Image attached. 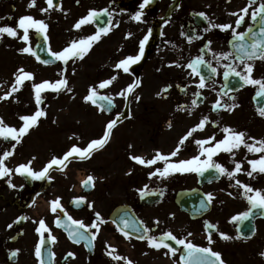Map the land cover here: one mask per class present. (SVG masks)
<instances>
[{
	"label": "flooded vegetation",
	"instance_id": "obj_1",
	"mask_svg": "<svg viewBox=\"0 0 264 264\" xmlns=\"http://www.w3.org/2000/svg\"><path fill=\"white\" fill-rule=\"evenodd\" d=\"M30 2L31 0H0V26L17 27L19 18L25 15L43 20L48 25L46 33L37 34L35 29H30L29 44L34 51L38 46L45 48L42 52L46 54H42L41 60L53 59L54 62L45 65L35 56L21 53L19 49L26 46L25 42L4 34L0 39V66L8 65L16 70L23 68L32 72L34 79L25 81L27 84L42 79L55 82L61 78L60 73L66 68L64 74L68 84L72 83L77 80V64L81 59H75V62L70 60L64 65L61 61H55L47 48L59 51L74 39L94 35L101 28L109 29L107 34L101 33L100 39L93 43L90 51L83 57V79L90 84L89 87H95L99 82L116 75L117 79L110 86L98 89L101 95L113 96L115 107L111 111H102L98 104L85 102L84 97L89 94V90L74 93L78 101L73 100L72 103L75 106L82 102L83 107L78 108L80 115L68 116V129L72 134L68 147H86L91 140L103 136L109 120L119 113L123 115L103 148L93 151L86 159L74 154L70 162H65L66 167L53 166L48 176L40 180L32 179L30 188L15 189L16 192L11 197L0 203V264H40L41 257L35 254V249L40 244L44 247L49 245L52 264H126L123 259H112L107 254L109 251H113V255L126 257L133 264H179L181 253L187 254V250L173 240L165 243L178 249L175 255L163 246L159 249L150 247L147 240L138 239L143 234V227L151 230L150 235L160 236L165 231H171L178 239L187 238L197 246L211 247L213 251L221 253L225 264H264V256L260 255L264 252V209H253L254 214L247 220H233L232 217H240L250 208L249 202L241 194L243 189L233 186L235 180L212 169L206 171L201 181L197 173H175L166 179L150 178L149 173L157 167L163 168L164 163L159 161L156 165L146 166L130 158L138 155L151 159L156 150L163 154L170 153L181 137L198 124L203 116L216 121V126L207 123L203 130L194 132L193 137L182 146L178 156L171 158L172 161L197 155L199 148L193 142L194 139H205L213 134L217 141L223 139L225 134L221 129L225 126L245 131L257 140L264 139V117L258 114L257 107L253 104V97L259 86L246 85L234 75L225 80V64L235 61L238 70H242L244 66L235 56L218 61L214 55L235 52L232 44L239 41L233 37L231 28L222 30L209 27L210 23H227L236 27L235 21L241 14L240 10L249 5V0H151L143 9L141 21H135L131 17L140 10L142 0H57L47 12L40 11L41 8L48 7L46 0H35V6H26ZM261 2L264 0H256L252 4L248 15L236 28L237 32L248 33L245 37L248 43L254 39L248 29L251 27L259 35L260 28L264 26L259 18L255 21L251 18L252 11ZM106 8L111 15V23L108 22L109 14H102L99 18L93 17L80 29L74 28L90 10L99 12ZM201 12L208 19L200 16ZM18 34L23 35V30L18 29ZM45 35L48 37L47 41ZM145 35H149V39L141 60L130 65L128 73L115 69L114 65L118 61L138 54L139 43ZM189 37H192L191 41ZM208 41H211L210 45ZM200 55L217 69L212 74L210 68L201 65L205 70L200 73L206 77V87L203 89L197 87L199 76L187 68V64ZM247 62L253 64V78H264V59ZM43 69L51 70L44 78L40 76ZM12 77L15 78L14 75ZM135 81H139V85H134L127 100L116 95ZM116 84H119L118 90L109 91ZM168 85L171 87L168 88ZM165 88L167 92L164 91ZM222 90L227 91V95ZM197 92L200 93L198 99L193 95ZM136 96L140 97L138 101ZM231 96H235V103L239 107L231 111L213 110V104L218 98L222 103H233L229 99ZM193 99H197V106H192ZM179 105H186L187 108L181 110ZM104 107H108L107 102ZM188 109H191V115ZM169 122L171 127L168 126ZM55 126L53 123L46 127L48 134L54 131L51 128L54 129ZM12 142L14 141L8 144ZM31 143L43 147L50 142L44 141L42 137ZM19 144L26 146L23 140ZM129 145L132 147L129 148ZM233 151L234 159L242 162L244 170L237 174L236 179L253 189L264 190V173H254L251 178L245 174L250 170L245 157L258 159L264 153H248L243 146ZM53 156L61 157V151L57 155L48 156L42 163L50 161ZM231 159L232 155L225 152L214 157V160L229 170L234 168ZM129 171L131 174H127ZM89 176L93 178L91 181L88 180ZM178 193L183 194L185 200H189L188 195H204L208 202L209 193L213 199L208 202L206 209L201 207V199H198L200 203L194 201L192 207L198 210V214L191 217L177 205L175 197ZM80 197L85 199L77 206L74 198ZM57 198H60L63 209L73 219L81 220L85 225H100L99 232L95 228L90 230L96 233L92 244L85 240L74 242L69 238L66 228L57 226V216L62 221L65 218L60 209L57 213L51 212V201ZM89 204L92 205L91 208ZM10 210L14 214L8 213ZM96 212L107 222L97 221ZM121 216L138 223L143 221L141 232L128 229L131 234L126 238L112 222L120 223ZM40 219L45 220L50 232L41 234L36 231ZM157 220L159 224L155 223ZM206 222L214 228L206 229ZM10 224L11 228L8 227ZM209 232L214 241L211 245L207 240ZM188 233L192 235L189 236ZM220 233L233 238L225 240ZM52 236L56 239H51ZM15 250L19 251L13 257L11 253ZM166 252L168 255H165ZM70 253L74 255H69Z\"/></svg>",
	"mask_w": 264,
	"mask_h": 264
},
{
	"label": "snow or ice",
	"instance_id": "obj_2",
	"mask_svg": "<svg viewBox=\"0 0 264 264\" xmlns=\"http://www.w3.org/2000/svg\"><path fill=\"white\" fill-rule=\"evenodd\" d=\"M48 5L47 8H41V12H47L50 8L53 7V0H46ZM151 3V0H142V3L139 5V9L131 18L135 21H141L143 16V9ZM256 3V0H249V5L245 8L240 10L237 20L235 21L236 27H233L231 24H214L210 23V28H220L222 30L232 29V35L238 43H233L232 47L235 49V52H224L219 54H214L217 56L218 61L223 59H228L230 56H235L236 60H239L240 63L244 66L242 70H238V67L235 64V61L232 64H225V71L223 72V76L225 80H227L230 76L234 75L239 77L240 80L243 81L246 85H258V90L254 97V100L257 97L264 98V78L256 79L252 77L253 72V64L248 63L247 61H253L255 59H264V26L260 28L259 35L256 32H253L251 27L248 29V32L251 33L252 37L254 38L251 43H248L245 39L248 33L245 32H237L236 28H238L241 23L244 21L245 16L248 15L249 8L252 4ZM35 6V0H31L29 7ZM102 14H109V23H111V15L109 10L103 9L101 11L90 10L86 17L81 18L75 25L74 28L80 29L81 26L85 23L91 21L93 17L99 18ZM200 16L208 19L207 15L203 12L199 13ZM231 15H237V13H231ZM251 18L255 21L259 18L261 25H264V2H261L257 8H255L251 13ZM48 25L43 20H38L33 18L30 15H25L19 18L17 27L12 26H0V39L3 38L4 34H7L9 37L19 38L23 42H25V47L19 49L21 53H28L36 57L38 61L41 63L48 65L53 63V59H45L41 60L40 56L33 50L30 46L29 41V30L35 29L37 34H44ZM18 29L23 30V35L18 34ZM109 29L101 28L96 34L90 35L86 38H81L79 40H72L68 46L64 47L62 50L59 51H52L51 48H47L50 56L54 58L55 61H61L64 65H67L70 60L75 62V59H83L85 55L90 51L93 43L100 39L101 33L107 34ZM150 34V33H149ZM129 36L131 33L128 34ZM45 41H47L48 37L45 35ZM149 39V35H145L143 39L139 43V52L137 55L132 56L129 55L126 58L118 61L115 65V69H122L123 72L128 73L130 70V65L137 63L141 60L144 56L145 52V44ZM192 37H189V41H191ZM208 45L211 44V41L207 42ZM45 48H41V51H44ZM209 50H211L209 48ZM206 65L210 68L211 73L215 74L217 69L212 67L211 64L207 63L203 55L196 57L194 60H191L187 64V68L192 70V73L199 76V82L197 87L199 89H203L206 87V77L200 75V66ZM179 67L180 65L177 64ZM66 68L60 73L61 78L56 80L55 82L50 81H42L39 83H33L32 88L34 90V97L35 102L39 106L43 102L42 93L46 91H53L59 93L63 90H67L68 92H72L73 89L68 86V80L65 76ZM75 69H73V74ZM15 81L12 84L9 91L5 92L3 95H0V101L7 100L11 97L14 93L18 92L21 87L24 86L25 81H32L34 79V74L29 71H25L23 68H19L17 73H14ZM117 79L116 75H113L109 79H105L95 87L90 86L89 94L84 97L85 102H91L93 104H97L98 101H106L108 107H104L101 105L102 111H111L112 108L115 107L113 96L111 95H101L98 92V89H104L110 86L113 81ZM134 85L138 86L139 81H135L134 84H129L125 89L121 90L116 95L123 96L125 100L128 99V94L132 93L134 89ZM171 85H168L170 88ZM184 90V89H182ZM167 92V88L164 89ZM159 95V94H158ZM194 96L197 99L200 96V93H194ZM227 95V93H224ZM140 99L139 96H136V100ZM197 99H193L191 101L192 106H197ZM233 103H222L221 99L218 98L213 104V110L219 109H226V110H233L236 107H239L238 104L235 103V96L229 97ZM257 104H260V101L257 100ZM179 109L183 110L187 108L186 105H179ZM189 115L192 114L191 109H188ZM257 112L260 116L264 117V106H258ZM46 111L41 110L39 107L37 110L30 115H23L20 116L19 119L23 121V125L19 128L14 126H8L4 123L3 118H0V137L8 140L11 138L16 143L13 144L12 150H5L3 151L2 155H0V177L9 176L13 171L19 173L21 175L27 174L28 176L32 177L33 179L40 180L48 176L49 170L53 168V166H65V162H70V158H74V154L79 158L86 159L88 158L91 153L95 150H99L103 148L109 141L112 133V129L120 120V117L123 113L117 114V116L109 120L105 126V131L103 136L97 139L91 140L86 147H78L73 145L66 153H64L61 157L53 156V158L43 167L42 170L35 171L31 168V161L27 164L21 163L19 164L15 170L9 168L5 164V160L14 154L15 147L19 143H21L22 138L28 134L29 130L36 126L39 122V119L42 117H46ZM207 123H212L213 126H216V121H210L208 116H203L198 124L193 126L184 136L181 137L179 140L176 148L168 154H163L159 150H156L155 155L151 159H145L142 156L133 155L130 158L134 160L136 163L140 165L152 166L156 165L157 162L162 161L164 163V167L155 168L154 171L149 173V177H157L159 179H166L170 175L175 173H197L199 175H203L209 169L214 170L216 173L220 175H226L230 180H235V184L233 186L239 187L243 189L241 193L249 202L250 208L247 212L243 213L240 217H232L233 220L241 219L247 220L250 216H252L253 209H264V190L260 189H253L250 185L243 183L239 179H236L237 174L241 173L243 170V165L241 161H237L234 159L235 157V150H239L242 146L247 149L248 153H264V139L257 140L254 137L249 136L245 131H237L229 126H225L221 129V131L225 134L223 139L216 140L215 134L212 136L205 138V139H194V143L198 146L199 152L197 155L192 156L187 159H179L176 161H172L171 158L177 157L179 152L181 151L182 146L185 144L186 141L189 140L190 137H193V133L197 130H203ZM169 127H171V123L169 122ZM75 135V134H74ZM79 139V137H77ZM215 141L213 144L212 142ZM249 141H252L249 143ZM210 145V146H205ZM258 145V146H257ZM132 146L129 145V148ZM225 152L230 153L232 155V159L230 160L231 163L234 164V168L229 170L225 165L222 163L214 160V157L219 155V153ZM202 157H204L202 159ZM35 159V157H33ZM247 163L250 165V170L246 171V175L250 178L253 177L254 173H264V155H260L258 159H247L245 157ZM131 174V171L129 173ZM49 179L51 177L49 176ZM93 178L91 176L88 177V180L91 181ZM9 185L11 187H16V185L11 184L9 180ZM147 187V186H145ZM232 195V193H229ZM83 197L74 198V202L77 206L84 202ZM208 202L210 203L213 199L211 193L207 194ZM89 208L92 207L91 204L88 205ZM201 207L206 208L207 204L204 201H201ZM60 209L61 212L64 214L63 221L59 216H57L56 224L58 227H64L68 231L69 238L72 239L74 242L79 243L81 240H85L88 244H92V241L95 239L96 233L91 232L92 228L96 229V232H99L100 225L98 223H92L90 225H85L81 220H75L70 215L67 214L66 210L63 209L60 198L51 201V212L57 213V210ZM127 214H125L126 216ZM125 216L120 217V223L116 221H112L116 224L117 228L123 233L126 238L130 237V232L127 231L128 229L134 232H141V226L143 225V221L139 223L135 220H128L125 219ZM96 220L100 223H106L99 212L95 213ZM155 223L159 224V221H155ZM38 227L36 229L37 232L43 234L44 232H50V229L47 227L45 220L40 219L38 221ZM122 225V226H121ZM9 228L12 225H8ZM207 228H214L213 225L206 222V229ZM150 229L147 227H143V234L138 237L141 240H147L150 247L159 249L162 246L167 248L172 255H175L178 249L172 247L170 244L165 243L167 240H173L176 244L182 245L186 250L187 254L182 256L184 264H225V261L221 258V253L217 251H213L211 247H200L192 243L187 238H180L178 239L171 231H165L160 236L150 235ZM254 234V233H253ZM189 236L192 233H188ZM220 236L225 239H232L233 237L228 236L224 233H220ZM91 237V238H90ZM51 239L55 240L56 237L52 236ZM208 244L211 245L214 241L212 238V233L209 232L207 236ZM43 243V241L41 242ZM19 250H15L11 253L13 257L17 255ZM35 254L37 257H41V247L38 246L35 249ZM112 259L114 260H125L126 264H133L131 260H128L126 257H121L119 255H113V251H109L107 253ZM52 255V253H50ZM69 255H74L70 253ZM165 255H168L166 252ZM261 256H264V252L260 253ZM40 264H43L41 260Z\"/></svg>",
	"mask_w": 264,
	"mask_h": 264
},
{
	"label": "rangeland",
	"instance_id": "obj_3",
	"mask_svg": "<svg viewBox=\"0 0 264 264\" xmlns=\"http://www.w3.org/2000/svg\"><path fill=\"white\" fill-rule=\"evenodd\" d=\"M26 6H29V4L26 3ZM80 13L82 14L83 12L80 11ZM82 61L83 60L81 59L77 64V80L68 84V86L73 89L72 92H68L66 89L59 93L46 91L45 93H42V97H44L43 103L38 106L35 102L34 90L32 88L33 83H24V86L21 87L18 92L14 93L7 100L0 101V118H3L6 125L14 126L16 128H19L24 123L19 119L20 116L26 115L27 113H34L38 107L40 109L46 108L48 110L46 111V117L39 120L38 124L30 129L28 134H26L23 138L26 146H21L20 144L16 145L14 154L5 160L7 167L15 170L19 164H27L31 161V168L38 171L41 168L43 160H45L48 156L59 154L60 151L66 148L68 141L72 138V134L68 129V116L70 114H73L72 116L80 115L78 108L83 107L82 102H79L75 106L72 103L73 100H75V102L78 101L77 95H74V93H83L88 91L90 88V84L83 79L84 69ZM17 70L8 65L0 66V95H3L5 92L10 90L15 81V78L12 76L17 72ZM49 73H51V70L43 69L40 76L44 78ZM118 87L119 84H116L109 89V91H117ZM32 109L33 111L31 112ZM49 113L51 114V117H53V121H51ZM53 123L56 126L54 129L51 128V131H54L51 132V134H48V131H46L48 128L46 127L52 126ZM42 137L44 141L48 140L50 143H45L43 147L38 146L37 144L35 145V143H31V141L39 140ZM12 146L13 144H4L0 141V155H2L5 150H12ZM33 157H35V159H33ZM9 180L11 181V184L16 185V187H11L9 185ZM22 183V178L19 173H16L15 171H13L9 176L0 177V203H2L6 198L11 197V195L16 192L14 190ZM43 207L46 208L45 203H43ZM8 213L14 214V211L10 210ZM224 216L226 217L227 214ZM221 219H224V217ZM2 229L3 228H1V231Z\"/></svg>",
	"mask_w": 264,
	"mask_h": 264
},
{
	"label": "water",
	"instance_id": "obj_4",
	"mask_svg": "<svg viewBox=\"0 0 264 264\" xmlns=\"http://www.w3.org/2000/svg\"><path fill=\"white\" fill-rule=\"evenodd\" d=\"M24 177H25V179L28 182L29 178L26 175ZM28 184H30V182H28ZM176 202L180 205L181 208L187 210L190 213L191 216H194V211L193 210H195V209L192 208L193 209L192 210L191 208H189L190 206L187 203H185V201H182V194H178L177 195ZM183 264H184V262H183Z\"/></svg>",
	"mask_w": 264,
	"mask_h": 264
}]
</instances>
